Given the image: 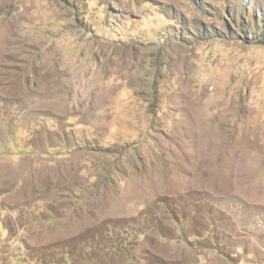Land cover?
Here are the masks:
<instances>
[{
  "label": "rangeland",
  "instance_id": "obj_1",
  "mask_svg": "<svg viewBox=\"0 0 264 264\" xmlns=\"http://www.w3.org/2000/svg\"><path fill=\"white\" fill-rule=\"evenodd\" d=\"M87 262L264 264V0H0V264Z\"/></svg>",
  "mask_w": 264,
  "mask_h": 264
},
{
  "label": "trees",
  "instance_id": "obj_2",
  "mask_svg": "<svg viewBox=\"0 0 264 264\" xmlns=\"http://www.w3.org/2000/svg\"><path fill=\"white\" fill-rule=\"evenodd\" d=\"M115 248V247H114ZM113 250V249H112ZM86 264H91L90 262H87Z\"/></svg>",
  "mask_w": 264,
  "mask_h": 264
}]
</instances>
